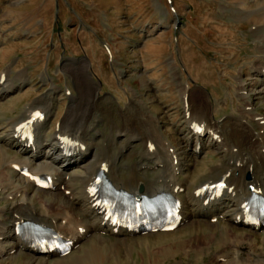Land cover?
<instances>
[{"label":"rangeland","instance_id":"rangeland-1","mask_svg":"<svg viewBox=\"0 0 264 264\" xmlns=\"http://www.w3.org/2000/svg\"><path fill=\"white\" fill-rule=\"evenodd\" d=\"M142 1L144 0H0V75L4 76L3 84H7L6 81L10 78L11 83L17 87L14 89L16 91L11 90L8 97L0 100V125H8L9 119L18 116L28 104H34L42 95L53 93L55 106L45 126L46 134L50 136L58 126V120L68 109L69 96L80 93L74 112L65 120L72 131H82L86 127L82 132L85 136L94 134L104 139L110 129H119L122 133L125 130L121 134L127 138L129 136V139L152 140L151 132L140 121L121 122L118 115H110L117 119L112 120L108 115L98 114L100 117L97 118V112L92 113V92L88 89L81 92L77 90L71 75L65 71V64L69 63L67 59L84 58L91 64L90 70L96 83H100L97 93L102 97L99 99L102 106H106L113 96L118 98L117 102L123 108L132 107V113L137 105L145 107L143 113L159 118L160 133L169 142L170 148L174 145L173 149L176 150L182 148L180 131L188 126L179 92H188L195 105L190 111L194 115L191 118L200 121L198 118L202 112L199 93L205 90L215 107L211 115L213 121L227 125L233 122L229 117L233 109L242 104L235 90L240 66L247 65L246 72L241 77L248 84L243 89L252 91L247 100L254 103L260 115L264 116V97L262 94H254L261 81L248 66L261 54L255 46L253 24L247 20L245 13L235 11L240 5L239 0H174L179 20L183 21L176 33L170 28L146 23L144 19L150 18L152 14L147 9L143 11L134 8V5ZM226 2L231 5L223 10L222 6ZM166 5L168 9V4ZM130 14L134 18L129 17ZM143 14L148 15L143 17ZM220 24L225 30L233 31L232 38L226 44L221 42L224 35H220L215 28ZM205 26L209 27L211 33L203 37ZM236 27L239 29L236 30ZM106 46L111 50L112 59L108 56ZM47 75L51 77V81ZM127 89L136 90L142 98L138 102H131L123 93ZM117 91L124 95L123 98H120ZM67 92L71 94L68 96ZM226 139L228 145L237 141L236 138H231L232 142L228 136ZM237 145L239 144L231 148L232 152H236L238 148L245 152L246 146ZM7 150L15 152L13 148L8 147ZM142 151L144 150L139 149L134 154L135 160ZM108 152L100 150L102 154ZM163 153L161 150L158 157L160 162L163 160L162 165L166 168L168 159ZM197 155L194 156L187 148L182 152L191 176L198 177L208 167L220 166L218 151H202ZM165 171L164 169L166 177ZM257 175L260 176L259 173ZM162 178L159 180H164ZM245 180L249 182L251 175L247 178L245 174ZM2 196L0 194V206L3 207L7 202ZM33 196L37 205L39 201L49 199L43 193L33 192ZM204 230L199 232L208 235L209 232ZM254 232L257 242L262 244L264 230ZM232 233L238 237L244 235L245 239L249 238L246 235H254L244 228L235 229ZM194 235L196 234L192 228L182 226L170 241L155 234L143 241L129 240L131 253L127 252L126 245H120L118 250L112 248V241L115 240L111 237L112 239L100 245L101 258L103 257V264H221L222 260L215 256L219 249L215 241H208L196 248L186 246L187 240ZM96 241L97 239L90 238L76 253L83 254L93 244H98ZM26 252L23 249L15 258L13 251L10 257L0 256V264H37ZM37 258L40 264H52L53 258L45 259L41 255Z\"/></svg>","mask_w":264,"mask_h":264},{"label":"bare ground","instance_id":"bare-ground-1","mask_svg":"<svg viewBox=\"0 0 264 264\" xmlns=\"http://www.w3.org/2000/svg\"><path fill=\"white\" fill-rule=\"evenodd\" d=\"M238 2L240 5L235 11L245 13L247 20L253 24L255 46L261 54L255 62L248 64L261 81V85L254 90V94H262L264 97V0H250V2L239 0ZM230 5V2H226L222 9H228ZM208 28L205 26L203 37L210 35ZM215 28L220 35H224L221 42L224 44L229 42L233 31L225 30L223 25H216ZM238 29L239 27H236V30ZM67 61L68 64L64 63L67 69L65 70L64 67L63 69L71 75L76 89L80 92L84 89L92 92L90 95L92 103L90 104L93 105L90 109L92 113L108 115L112 120L117 119L110 115H118L121 122L140 121L151 132L152 140L129 139V136L128 138L122 136L125 130L122 133L119 129H110V133L104 135V139L94 134L85 136L82 132L86 127L82 131L81 128L80 131H72L70 127H67L69 125L65 124V120L74 112L80 93L77 95L70 93L68 109H65L63 116L58 120V126H54L55 132L50 136H47L45 126L55 106L53 93L42 95L36 102L34 101V104L25 105L23 112L9 119L8 125H0V194L7 202V205L0 206V256L10 257L13 251L15 258L22 252V248H25L28 257L34 258L37 264L41 263L30 239H22L15 233L16 221L26 218L46 223L73 241V246L67 254L47 255V257H54L52 264H103L100 245L112 239L111 237L115 240L112 241V248L118 250L120 245H126L127 252L131 253L129 240L143 241L154 233L157 237L170 241L172 236L179 233L182 226L192 228L196 234L187 240L188 247L196 248L208 241H215L219 246L215 256L222 260L221 264H264V241L259 244L255 238L256 228L243 222L244 218L252 213L249 201L253 197V191L261 190L260 192L264 194V116L260 115L254 103L247 100L252 95L251 89H243V86L248 85L241 80L247 65L240 66L238 70L235 90L242 104L234 108L229 116L230 121L233 122L227 125L214 122L211 115L215 107L209 100V95L204 92L205 90L201 91L199 106L202 114L198 113L200 121L193 120L191 116L194 115L188 113V119L185 121L189 125L180 131L182 148L176 150L173 149L174 145L170 148L169 142L160 133L159 118L143 113L145 107L137 105V109L132 113L130 111L132 107L123 108L117 102L118 98L113 96L109 99L110 101H106V106H102L100 101L102 97L97 93L100 83H96L87 58L67 59ZM47 78L51 81V77L47 75ZM23 79H26L24 74ZM10 80L8 78L7 84H3L4 81L0 75V82L2 81L0 100L17 88ZM123 93L131 102H138L139 98H142L136 90L127 89ZM179 95L182 96L184 112H190L195 105L189 98L188 92L182 91ZM123 96L120 94V98ZM37 109L42 111L41 116L34 117L33 114ZM99 115L97 118L100 117ZM21 122L31 124L34 131L32 142L22 139L21 133L16 130L17 124ZM192 123L200 124L201 130L194 129ZM227 136L230 140L236 138L237 141L233 145H228ZM61 137L71 138L72 144L68 149L72 152L71 155L66 154ZM236 144H239L237 145L239 147L246 146L245 152L239 148L235 150L236 152H232L231 148L233 149ZM8 147L13 148L15 152L10 153L7 150ZM185 148L190 149L194 156H198L197 154L202 151H218L220 166L208 167L198 177L191 176L187 170V160L182 156ZM101 149L108 150V154L100 153ZM139 149L144 151L135 160L133 156ZM161 150L164 152L163 156L165 154L168 159L166 168L162 165L163 160L160 162L158 157ZM122 161L127 162L122 163ZM24 167L27 168L28 174H21L20 169ZM163 167L167 172V180ZM100 170L107 174L117 188L131 193L154 196L165 191L177 197L182 217L179 225L174 230L164 233L152 232L134 236L135 233L123 228L115 233L113 227L104 222L103 214L98 213L94 204L92 192ZM247 173L251 175L249 182L245 180ZM37 175L48 176L53 182V188L46 189L36 185L34 177ZM162 177L164 180H159ZM203 186L206 190L201 189L197 192ZM33 192L43 193L49 199H43L37 205ZM207 199L208 202H206ZM203 227L206 229L204 230ZM238 228L248 229L254 235H246L248 239H245L244 235L241 237L233 235V230ZM203 230L208 231L209 234L199 232ZM130 235L132 237H127ZM90 238L97 239L98 244H93L91 249L78 255L76 253L78 248L83 247Z\"/></svg>","mask_w":264,"mask_h":264},{"label":"crops","instance_id":"crops-1","mask_svg":"<svg viewBox=\"0 0 264 264\" xmlns=\"http://www.w3.org/2000/svg\"><path fill=\"white\" fill-rule=\"evenodd\" d=\"M134 8H139L144 11V9H147L148 12H150L152 15L150 18H145L146 23H155L156 26L159 27H165L168 25L170 26L171 23V15L168 14L166 9V4L164 0H144L140 4L134 5ZM143 14V17H146ZM129 17H133L132 14L129 15Z\"/></svg>","mask_w":264,"mask_h":264}]
</instances>
